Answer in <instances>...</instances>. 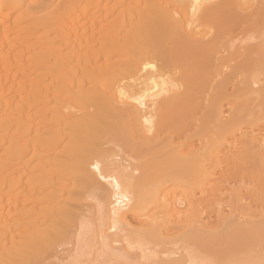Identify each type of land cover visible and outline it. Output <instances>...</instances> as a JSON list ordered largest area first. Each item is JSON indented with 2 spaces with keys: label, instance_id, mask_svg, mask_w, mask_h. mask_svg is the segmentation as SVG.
I'll list each match as a JSON object with an SVG mask.
<instances>
[{
  "label": "bare ground",
  "instance_id": "1",
  "mask_svg": "<svg viewBox=\"0 0 264 264\" xmlns=\"http://www.w3.org/2000/svg\"><path fill=\"white\" fill-rule=\"evenodd\" d=\"M126 260L264 261V0H0V264Z\"/></svg>",
  "mask_w": 264,
  "mask_h": 264
},
{
  "label": "snow or ice",
  "instance_id": "2",
  "mask_svg": "<svg viewBox=\"0 0 264 264\" xmlns=\"http://www.w3.org/2000/svg\"><path fill=\"white\" fill-rule=\"evenodd\" d=\"M70 220H71L70 214H65V223L57 225V228L59 230H63L64 227H66L68 224H70ZM29 264H31V262H29ZM76 264H82V262L77 261ZM124 264H133V262L126 260L124 262ZM203 264H216V262L215 261H204ZM261 264H264V261H262Z\"/></svg>",
  "mask_w": 264,
  "mask_h": 264
}]
</instances>
